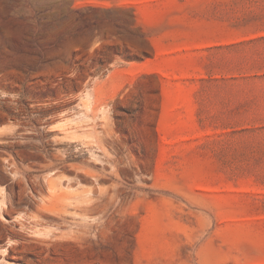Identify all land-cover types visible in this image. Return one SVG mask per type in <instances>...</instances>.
Wrapping results in <instances>:
<instances>
[{"label":"rangeland","instance_id":"rangeland-1","mask_svg":"<svg viewBox=\"0 0 264 264\" xmlns=\"http://www.w3.org/2000/svg\"><path fill=\"white\" fill-rule=\"evenodd\" d=\"M0 264H264V0H0Z\"/></svg>","mask_w":264,"mask_h":264}]
</instances>
